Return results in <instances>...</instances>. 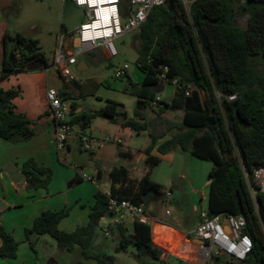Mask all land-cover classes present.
<instances>
[{
  "label": "trees",
  "instance_id": "trees-1",
  "mask_svg": "<svg viewBox=\"0 0 264 264\" xmlns=\"http://www.w3.org/2000/svg\"><path fill=\"white\" fill-rule=\"evenodd\" d=\"M130 4L131 0H121L122 16L127 15ZM237 15L247 17L245 26L238 22ZM139 37L135 64L143 71L144 78L141 83L129 79L125 88L137 97L133 117L128 118L125 111H119V102L114 99H107L101 109L78 113L72 101L71 124L86 127L93 118L103 117L135 132L147 130L151 141L145 152L150 167L161 160L151 153L157 140L175 130L157 150L165 154L181 148L213 161L207 209L210 214L222 211L242 214L247 232L254 240V247L242 264H264L261 225L264 224V193L257 192L253 198L245 177L248 173L252 182L254 170L264 165V0H193L189 8L184 0H166L165 4L150 10ZM3 44L1 79L16 72L52 66L36 38L6 32ZM164 64L169 66L170 75L192 84L189 94L177 87L171 101L157 99L155 88L161 84L157 73ZM59 76L62 77L60 73ZM59 93L65 99L74 98L73 91L65 87ZM20 94V87L0 86V137L10 141L27 140L35 134L31 120L15 110L14 99ZM231 95L235 97L230 98ZM153 102H156V113L147 118L144 110ZM177 109L184 112L181 120L164 116L167 111ZM21 172L24 180L36 189L47 188L52 177V169L33 157L22 163ZM110 175V196L117 200L130 199L147 209L144 198L150 189L153 191L150 199L153 193L163 194V185L153 181L149 174L135 182L128 178L126 167L121 166L114 167ZM94 196L86 224L65 231L59 223L69 215L71 206L46 209L26 227L27 238L31 234L50 235L62 250L80 246L84 258H93L97 264H114L112 255L91 250L100 219L112 213L109 195L98 188ZM119 231L123 250L133 244L138 257L147 255L153 260L148 264L167 263L170 254L154 244L149 224L135 221L132 233H126L122 226ZM0 238V257H17L19 241L2 225ZM30 244L35 247L32 241ZM215 260L218 264H227L220 257ZM76 264L85 262L80 260Z\"/></svg>",
  "mask_w": 264,
  "mask_h": 264
},
{
  "label": "crops",
  "instance_id": "crops-1",
  "mask_svg": "<svg viewBox=\"0 0 264 264\" xmlns=\"http://www.w3.org/2000/svg\"><path fill=\"white\" fill-rule=\"evenodd\" d=\"M66 3L67 1H61L63 17ZM70 6H72L71 3ZM8 11L10 10L3 11L0 9V86L6 89L21 88V94L14 99L15 110L26 114L31 120V126L34 128L35 134L30 139L19 141H10L0 137V180L2 187L0 190V225L6 231L13 234L19 241L17 257H0V264H15V261L12 260L18 258L21 243H29L32 237L36 240L41 238L42 235L31 234L30 239H28L25 229L32 225L35 217L43 210H59L65 206H71L69 215L60 221L59 227L65 231H72L77 225L87 223L90 208L95 202L94 194L96 190L98 188H110L112 184L110 172L114 167H126L128 178L135 182L146 174L150 176L152 169L147 161V154L145 152L146 147L151 141L148 131L135 132L129 127H122L103 117L93 118L86 127L74 124L73 132L66 148L61 151L57 149L55 143V121L50 114L46 100V90L53 86H50L47 81V73L45 71L49 72L51 68L16 72L6 79H1V62L5 52L3 38L6 32L14 35L5 27ZM62 25L65 28H69L65 17ZM134 40L133 45L138 50L140 46L139 32ZM95 54L106 58L101 48H99V51H90L88 58L94 61L96 59ZM85 61L88 66L80 70L83 73H86L89 69L88 59H85ZM76 68L78 69V65H76ZM139 72L140 75L137 78V82L141 83L144 78V73L140 69ZM40 75L42 79L38 81L37 76ZM128 75L129 73L127 72ZM26 78L29 79L27 82H25ZM99 82H101L99 77L92 75L85 76L84 82H79L81 91L84 94L71 99V101L78 102L76 103L75 112H90L101 109L106 105L107 100L100 98L96 94ZM160 85L158 86L160 91L157 92V99L171 101L176 88L169 84L170 88L166 89V83H161ZM63 87L73 90L70 87V83L64 80L63 86H59L57 89L60 90ZM125 88L124 91L126 93L135 97L133 103L136 104L137 97L128 90H125ZM92 93H94L96 99L94 101H88L85 96L92 95ZM27 95L28 100H26ZM154 107L157 108L156 103H152L150 107L144 110L147 118L155 115L156 112L152 116L148 115L150 114L149 110ZM117 109L119 111H125L128 118L133 117V114L129 110H126L124 104L119 103ZM173 111H175L178 117H170V119L179 121L183 118L184 112L182 109ZM165 116H168L167 112ZM171 135L172 133L167 132L165 136L159 138L156 146L151 151L153 155L160 156L161 160L166 156L173 157L178 149L176 148L165 154H161L157 150V146L164 140L170 138ZM81 136H88L92 139L91 148L88 150L89 158L82 164L76 163L72 158V151L74 149H85L82 147L80 141ZM116 136L118 140L115 139ZM29 157L35 158L39 164L46 165L52 169L51 181L47 188H33L24 180L21 166ZM86 168H88L87 174L92 179H95L96 183L90 180L87 181L80 174L81 172L86 173L84 170ZM118 185L117 183L116 186ZM154 194L149 199V203L153 202ZM161 198L164 199L163 194ZM157 202L153 204V208H157ZM150 210L151 208L147 207V211L152 217L151 230L154 244L160 248H167L168 251L161 249L169 253L170 256L173 253L181 258L187 259L191 264L199 263L201 261L199 256L200 241L193 236V229L189 232L168 223V215H171L169 209V214L166 213V210L160 214H153ZM116 219H118L117 216L111 214L102 217L99 222V227L102 232L104 233V228L108 225L110 235L113 237L118 236L120 238L119 226L124 227L126 233L133 232L134 221L129 217L126 216L123 220L114 224ZM131 226L133 229H131ZM1 243L2 240L0 238V245Z\"/></svg>",
  "mask_w": 264,
  "mask_h": 264
},
{
  "label": "rangeland",
  "instance_id": "rangeland-1",
  "mask_svg": "<svg viewBox=\"0 0 264 264\" xmlns=\"http://www.w3.org/2000/svg\"><path fill=\"white\" fill-rule=\"evenodd\" d=\"M20 11L18 15L8 11L6 17V28L14 35L22 33L38 39L40 50L46 55L49 64L52 65L55 55L60 47L63 35L62 23L64 21L62 13V0H19ZM193 0H184L186 7L189 8ZM238 16V22L245 26L247 23L246 16ZM135 30L126 33L115 39L114 44L118 50V55L112 59H106L104 56L96 55V59L92 61L88 58V52L80 56V59H88L89 69L86 73L78 70L76 66L70 67L72 78L68 81L60 77L57 71L51 67L47 73V81L50 86L58 88L63 86V80L70 83L73 89V96L77 97L84 94L81 91L79 82H84V77L92 75L99 77L101 82L97 87L96 94L102 99H114L125 105L126 110L133 114L135 103L134 96L126 93L124 88L129 85V79L137 82L140 75L139 69L135 64L137 58V49L133 45L137 33ZM69 36V35H68ZM67 36V38H68ZM12 43V41H10ZM99 51V48L96 49ZM111 61V65H110ZM127 63L129 65V75L116 79L113 77L114 70L117 66ZM53 69V70H52ZM38 81L42 76H37ZM29 79L26 78L25 82ZM165 88H170L169 84ZM96 90V89H95ZM94 90V92H95ZM204 97V95H203ZM28 95L26 96V100ZM88 101L96 99L94 93L86 95ZM78 103V102H75ZM157 108L149 110L148 115H154ZM168 118L178 117L175 111H167ZM165 116V114H164ZM176 121V120H175ZM175 130L168 131L173 133ZM213 166V161L203 159L192 155L188 151L178 148L173 157L166 156L160 162L153 166L150 176L157 183L163 185V192L167 189L172 190V196L168 201L161 198L162 194L155 193L153 202L147 207L151 208L153 214L164 213L166 208L171 211L168 215L167 222L177 226L183 230L191 231L195 229L199 223L198 212L207 208L208 191L210 176L209 171ZM88 173V168L84 169ZM75 174V173H74ZM88 181V180H87ZM91 183V182H90ZM0 180V190H1ZM160 196V197H159ZM11 198V197H10ZM155 198V199H154ZM157 202V208H153V204ZM131 229L133 227L131 226ZM192 236V234H191ZM34 248L29 244H22L19 248L18 258L15 264H76L83 260L85 264H97L93 258H84L81 247L76 246L73 250H62L58 248L56 240L50 235H42L40 239L31 238ZM162 249L167 250L165 247ZM91 250L101 252L104 255H112L114 264H148L153 260L145 255L138 257L136 248L133 244H129L125 250L122 249L118 236L105 235L98 226ZM227 264H242V262L233 261L227 257H222ZM166 264H191L187 259L181 258L172 253ZM207 264H218L215 258ZM221 264V263H220Z\"/></svg>",
  "mask_w": 264,
  "mask_h": 264
},
{
  "label": "built area",
  "instance_id": "built-area-1",
  "mask_svg": "<svg viewBox=\"0 0 264 264\" xmlns=\"http://www.w3.org/2000/svg\"><path fill=\"white\" fill-rule=\"evenodd\" d=\"M71 1L76 7L85 10L79 23L73 29L63 27V35L60 47L55 55L54 68L67 81L72 78L70 67L78 65L80 56L86 52L101 48L106 59H112L118 55L114 44L116 38L132 32L139 31L141 25L148 17L150 10L158 5L165 4L166 0H131L126 16L120 11L121 0H64ZM69 35V36H68ZM68 36V38H67ZM76 40L77 45H76ZM50 67V68H51ZM129 65L127 63L117 66L113 77L116 79L127 75ZM160 83L171 84L175 88L181 87L189 94L193 88L191 83L181 81L177 75L169 74V66L164 64L157 73ZM231 95L230 98H234ZM46 100L49 111L55 121V143L59 151L66 148L69 138L73 132L71 118V99L63 98L59 90L49 87L46 90ZM156 103V102H153ZM82 147L86 150L91 148L92 139L88 136H81ZM85 179L96 183L87 173H80ZM250 194L255 198L257 192L264 193V165L256 168L253 172L252 182L248 173H245ZM102 189V188H100ZM110 196V188L102 189ZM172 191L167 189L163 192V198L168 201ZM109 208L111 215L118 219L114 224L123 220L126 216L132 221L152 224L151 214L143 204L133 203L130 199L117 200L110 196ZM166 213L170 211L167 209ZM199 223L193 229V236L200 241L199 256L201 261L195 264H207L216 257H227L233 261L243 262L251 253L254 247V240L247 232V223L242 214H232L222 211L210 214L208 209H201L198 212ZM264 234V224L262 223ZM104 233L110 235L109 225L104 228ZM223 263V262H222Z\"/></svg>",
  "mask_w": 264,
  "mask_h": 264
},
{
  "label": "water",
  "instance_id": "water-1",
  "mask_svg": "<svg viewBox=\"0 0 264 264\" xmlns=\"http://www.w3.org/2000/svg\"><path fill=\"white\" fill-rule=\"evenodd\" d=\"M70 3L72 6H70ZM0 9L10 10L15 15H18V13L20 11V1L19 0H0ZM84 13H85L84 8L76 7L74 5V3H72L71 1H67L66 7H65V12H64V17H65V20L68 24L69 29H73L74 27L77 26V24L80 21L81 16H83ZM77 41L78 40H76V45H77ZM87 66L88 65H87L85 59H80V61L78 63V70H83V69L87 68ZM159 86H161V85H159ZM155 91L157 93L160 91V89L158 87H156ZM72 158L76 163L82 164L83 162L88 160L89 152L86 149L76 148L72 151ZM152 192L153 191L150 189L146 193L145 198H144L145 204L149 203V199H150ZM221 264H224V263H221Z\"/></svg>",
  "mask_w": 264,
  "mask_h": 264
}]
</instances>
